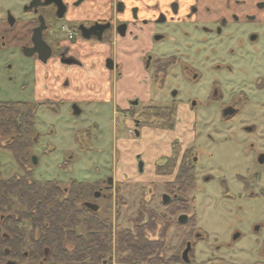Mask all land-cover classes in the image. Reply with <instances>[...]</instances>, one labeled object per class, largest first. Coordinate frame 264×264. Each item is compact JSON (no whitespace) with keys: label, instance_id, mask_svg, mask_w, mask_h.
Returning a JSON list of instances; mask_svg holds the SVG:
<instances>
[{"label":"flooded vegetation","instance_id":"af4514ba","mask_svg":"<svg viewBox=\"0 0 264 264\" xmlns=\"http://www.w3.org/2000/svg\"><path fill=\"white\" fill-rule=\"evenodd\" d=\"M18 51L35 61L38 101L51 111L65 99L76 102L74 113L77 102L112 100L135 124L128 134L140 151L124 152L121 166L88 181L81 205L91 212L134 185L163 190L160 206L181 225L196 223L197 199L188 193L215 180L200 160L206 142L216 143L205 131L216 122L218 133L249 105L264 108V0H0V94L16 89L10 60ZM242 127L257 130L256 122ZM16 143L14 125L0 129V149L14 158ZM1 187L0 264H79L55 259L40 232L19 236V223L32 221L12 211L18 198Z\"/></svg>","mask_w":264,"mask_h":264},{"label":"rangeland","instance_id":"374dc122","mask_svg":"<svg viewBox=\"0 0 264 264\" xmlns=\"http://www.w3.org/2000/svg\"><path fill=\"white\" fill-rule=\"evenodd\" d=\"M131 60L125 59L126 64L129 65ZM34 63L18 51L16 58L10 60L16 89L0 94V99L38 101L40 71L34 68ZM75 103L73 99H65L59 112L44 105L38 107L34 122L37 141L26 168L33 179L58 181L62 188L69 186L71 180H98L106 177L116 165L121 166V162L127 161L124 152L133 158L140 151L134 144V136L128 134L129 128L135 129L134 122L114 110L112 100L77 102L79 113H74ZM254 112L258 115L256 119L250 117ZM204 114L207 112H202L198 122ZM253 122H256L257 130L249 135L242 126ZM218 126L213 122L205 131V134L213 135L216 143L208 140L200 158L205 168L213 169L215 180L199 182L197 188L188 193L197 199L193 210L196 223H177L175 216L160 206L163 190L150 193L129 185L122 188V201L118 200V195L112 199L110 213L104 210L106 203L100 202L103 208L100 214L111 218L114 245L117 230L133 229L136 222L131 220L137 218L143 205L163 217L151 219L157 226L145 228L144 235L149 240H164L165 247L162 254L154 252L147 257L148 262L142 264H151L154 262L151 259L156 256L169 259L180 255L182 258L186 248L191 247L193 251L186 255L188 261L181 264H264V162L260 161L264 155V108L249 105L217 133ZM0 159L3 176L24 172L12 152L0 149ZM238 175L246 179V187ZM223 177L229 182L227 196L219 182ZM11 209L19 214L25 206L17 201ZM146 221L144 226H149L150 222ZM257 226H260L258 231ZM27 230H30L28 224ZM79 232L86 234L82 227ZM196 232L201 236L196 237ZM237 232L240 236L233 239ZM117 261V255L113 253L112 263L117 264Z\"/></svg>","mask_w":264,"mask_h":264},{"label":"trees","instance_id":"16d2710c","mask_svg":"<svg viewBox=\"0 0 264 264\" xmlns=\"http://www.w3.org/2000/svg\"><path fill=\"white\" fill-rule=\"evenodd\" d=\"M47 104L41 101L14 102L0 105V129H16L17 143L13 150L15 160L25 170L22 174L3 176L2 163L0 161V185L2 192L10 189L18 198V201L25 206L24 211L19 214L27 220H31L33 227L31 231L41 233L42 244L52 248L53 257L66 263H96L108 260L112 263V254L117 255V264H142L148 262L147 257L154 252L163 253L165 241L157 242L149 240L145 235V228L155 229L157 224L151 220L155 217L163 219L151 208L146 209L142 205L131 222H136L131 228L117 230L116 242L113 244V229L110 216H102L101 212H91L83 209L81 201L84 189H88V181L74 180L68 186L69 190L64 192V188L58 181L37 180L32 178V173L26 169L29 161L32 145L30 134L34 133V122L38 107ZM34 143V144H33ZM225 196L228 187L225 186ZM122 191H118L119 201H122ZM105 212H111L112 205L107 203ZM103 209V208H102ZM196 217H194L195 220ZM148 220L149 226H144ZM137 222H139L137 224ZM143 225H141V224ZM153 223V224H152ZM18 227L19 236L28 232L27 224ZM84 228L85 233L79 232V228ZM165 234V233H164ZM165 236H163V239ZM68 242V244H66ZM115 246V248H114ZM193 251L191 249L190 253ZM126 253V256H123ZM184 254V252H183ZM165 258L156 256L151 259V264H181L186 262L184 256ZM190 260V259H189ZM225 264V263H222Z\"/></svg>","mask_w":264,"mask_h":264},{"label":"water","instance_id":"95a60500","mask_svg":"<svg viewBox=\"0 0 264 264\" xmlns=\"http://www.w3.org/2000/svg\"><path fill=\"white\" fill-rule=\"evenodd\" d=\"M36 160L34 159V162H35ZM260 161L261 162H264V155H262L261 157H260ZM181 222H183V220L181 221ZM260 229V226H257L256 227V230L258 231ZM240 236V233L239 232H237V233H235L234 234V236H233V239H236V238H238ZM188 251L189 250H186V251H184V254H183V256H184V259L186 260V261H188V258H187V254H188Z\"/></svg>","mask_w":264,"mask_h":264}]
</instances>
